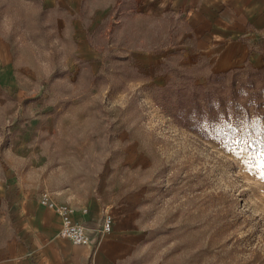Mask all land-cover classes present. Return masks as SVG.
Here are the masks:
<instances>
[{
  "label": "rangeland",
  "instance_id": "obj_1",
  "mask_svg": "<svg viewBox=\"0 0 264 264\" xmlns=\"http://www.w3.org/2000/svg\"><path fill=\"white\" fill-rule=\"evenodd\" d=\"M142 5L0 0V186L83 197L129 174L143 264H264V27L218 73L186 14Z\"/></svg>",
  "mask_w": 264,
  "mask_h": 264
},
{
  "label": "crops",
  "instance_id": "obj_2",
  "mask_svg": "<svg viewBox=\"0 0 264 264\" xmlns=\"http://www.w3.org/2000/svg\"><path fill=\"white\" fill-rule=\"evenodd\" d=\"M142 4L148 14L176 18L186 14L194 23L191 34L203 42L199 54L214 57L213 70L218 73L244 63L249 36L264 27V0H142ZM3 71L12 80L11 67L0 58ZM50 195L56 204L69 206L73 221L92 240L90 245H72L61 238V217L41 205L39 195L13 194L0 186V264L144 263L135 255L144 242L138 209L141 190L131 186L129 174L112 177L105 187L83 197ZM107 215L111 232L102 235Z\"/></svg>",
  "mask_w": 264,
  "mask_h": 264
},
{
  "label": "built area",
  "instance_id": "obj_3",
  "mask_svg": "<svg viewBox=\"0 0 264 264\" xmlns=\"http://www.w3.org/2000/svg\"><path fill=\"white\" fill-rule=\"evenodd\" d=\"M41 205L52 209L61 217L62 225L59 231V236L68 240L72 245L89 246L91 239L86 234L85 228L73 221L71 217L72 210L68 205H58L52 200L48 191H43L39 197ZM111 217L106 216L103 222L102 235H108L111 232Z\"/></svg>",
  "mask_w": 264,
  "mask_h": 264
},
{
  "label": "trees",
  "instance_id": "obj_4",
  "mask_svg": "<svg viewBox=\"0 0 264 264\" xmlns=\"http://www.w3.org/2000/svg\"><path fill=\"white\" fill-rule=\"evenodd\" d=\"M238 106H239V104H237V103H234V105H233V107H235V109H238ZM242 109H243V106H242ZM234 115H235V113H234ZM234 115H233V117H234ZM239 126H242V123L241 122L239 123Z\"/></svg>",
  "mask_w": 264,
  "mask_h": 264
}]
</instances>
